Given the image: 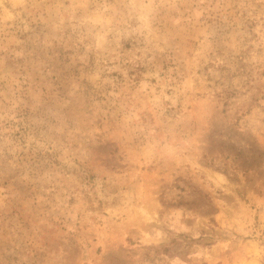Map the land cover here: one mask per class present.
<instances>
[{
  "label": "rangeland",
  "instance_id": "rangeland-1",
  "mask_svg": "<svg viewBox=\"0 0 264 264\" xmlns=\"http://www.w3.org/2000/svg\"><path fill=\"white\" fill-rule=\"evenodd\" d=\"M0 264H264V0H0Z\"/></svg>",
  "mask_w": 264,
  "mask_h": 264
}]
</instances>
